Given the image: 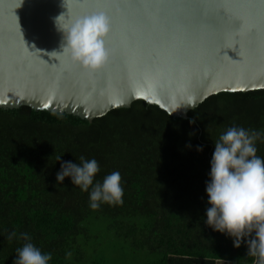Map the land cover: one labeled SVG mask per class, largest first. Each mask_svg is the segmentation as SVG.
<instances>
[{"label": "trees", "instance_id": "obj_1", "mask_svg": "<svg viewBox=\"0 0 264 264\" xmlns=\"http://www.w3.org/2000/svg\"><path fill=\"white\" fill-rule=\"evenodd\" d=\"M233 125L264 129V90L213 96L188 119L144 101L93 122L29 107L0 108V264H13L26 243L24 232L52 254L50 264L90 259L111 239L93 234V217L108 220L143 264H253L245 247L235 249L202 222L214 142ZM256 147L264 157V140ZM81 155L99 162L98 181L121 173L122 204L93 210L89 194L70 179L56 186L58 158L75 163ZM138 253L150 257L144 261Z\"/></svg>", "mask_w": 264, "mask_h": 264}, {"label": "water", "instance_id": "obj_2", "mask_svg": "<svg viewBox=\"0 0 264 264\" xmlns=\"http://www.w3.org/2000/svg\"><path fill=\"white\" fill-rule=\"evenodd\" d=\"M66 6L73 19L97 11L111 17L109 62L89 73L56 53L62 34L54 18L68 11L62 0H0L1 109L29 107L93 122L144 101L188 119L213 96L264 90V0H72ZM9 21L19 39L6 48Z\"/></svg>", "mask_w": 264, "mask_h": 264}, {"label": "clouds", "instance_id": "obj_3", "mask_svg": "<svg viewBox=\"0 0 264 264\" xmlns=\"http://www.w3.org/2000/svg\"><path fill=\"white\" fill-rule=\"evenodd\" d=\"M61 14L54 18V24L62 34L60 56L89 73L103 69L112 56L105 41L113 30V21L105 11H97L73 19ZM190 123H195L191 121ZM264 140V129H245L233 125L214 142L210 160V171L205 183L208 197L207 208L202 222L214 232L232 241L235 249L245 247L246 256L253 258V264H264V157L257 155L256 143ZM189 150L192 145L186 146ZM195 150L202 153L204 148L197 145ZM58 158L60 171L56 173V186L63 185L66 179L89 194V206L98 210L102 204L123 203L124 187L119 171L96 180L100 172L99 162L81 155L79 161H63ZM16 236L15 232L9 239ZM20 237L26 241L17 248L13 264H50L51 253H45L31 242L29 233Z\"/></svg>", "mask_w": 264, "mask_h": 264}, {"label": "rangeland", "instance_id": "obj_4", "mask_svg": "<svg viewBox=\"0 0 264 264\" xmlns=\"http://www.w3.org/2000/svg\"><path fill=\"white\" fill-rule=\"evenodd\" d=\"M109 225H110L109 221L103 218L99 219L97 217H93L90 220V227L92 229L93 234H96V235L99 234L102 237L100 238L99 236V239H102V240L108 237H111V239L110 238L108 239H110V241H113L114 243L111 249L108 248L109 245L107 247V250H108L107 253H109L108 259H114L115 257L120 258L126 254L128 255L130 253H134L135 251L133 250L131 245L127 244L123 240L118 239L115 233L110 231ZM103 241L105 242L106 240H103ZM122 251H125V252L122 253ZM138 254L141 255V257H143L144 261L150 257V255L146 253H138Z\"/></svg>", "mask_w": 264, "mask_h": 264}, {"label": "crops", "instance_id": "obj_5", "mask_svg": "<svg viewBox=\"0 0 264 264\" xmlns=\"http://www.w3.org/2000/svg\"><path fill=\"white\" fill-rule=\"evenodd\" d=\"M113 241L105 242L104 245H102L101 249H99L96 253L91 251L90 259L88 255H82L84 259H74L71 258L66 261L67 264H143V260L134 253L126 254L123 257L120 258H114V259H108V250L107 247L109 245V249L113 246ZM125 251H122L124 253ZM222 264V263H221Z\"/></svg>", "mask_w": 264, "mask_h": 264}, {"label": "snow or ice", "instance_id": "obj_6", "mask_svg": "<svg viewBox=\"0 0 264 264\" xmlns=\"http://www.w3.org/2000/svg\"><path fill=\"white\" fill-rule=\"evenodd\" d=\"M239 27H240V25H239ZM239 27L236 28V29L238 30ZM18 39H19V33L15 30V27H14L13 23L11 21H9L8 29H7L6 34H5V47L6 48L10 47L12 44L17 42ZM235 53H236V55L238 53H240V48L239 47L236 48Z\"/></svg>", "mask_w": 264, "mask_h": 264}]
</instances>
